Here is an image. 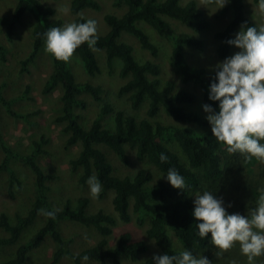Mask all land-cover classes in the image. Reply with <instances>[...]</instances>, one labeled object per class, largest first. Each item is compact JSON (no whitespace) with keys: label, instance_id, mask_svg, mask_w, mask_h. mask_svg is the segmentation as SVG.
Listing matches in <instances>:
<instances>
[{"label":"trees","instance_id":"16d2710c","mask_svg":"<svg viewBox=\"0 0 264 264\" xmlns=\"http://www.w3.org/2000/svg\"><path fill=\"white\" fill-rule=\"evenodd\" d=\"M254 1L259 3V0ZM113 2L116 6L126 4L127 11L121 16L106 14L104 19L109 25L107 33L97 34L99 38L94 47L90 48L85 43L74 53L81 58L86 72L92 76L102 70L97 49L105 51L106 65L110 70H114L116 59L121 60L118 73L127 79L119 86L117 94L126 98L128 108H124L122 104L117 107L107 100L100 84L76 77L68 61L58 60L51 54L53 70L45 81L43 91L52 93L60 87L61 107L57 121L63 124L66 144H80L78 155L70 160L71 170L80 171L79 182L82 185L87 184L90 175H96L103 185L100 198L113 191L115 214L103 208L89 212L90 197L84 195L77 198L75 206L71 198L66 199L61 207L54 206L48 194L51 186L47 181L57 175L46 173L38 162L40 155L48 153L46 145L50 138L43 134L39 140L33 141V153L22 154L6 143L0 121V146L5 153L0 171L9 172L11 189L15 183L20 185L16 171L10 165L11 159L16 158L33 169L37 189L36 201L28 213H17L14 219L7 212H0V229L7 233L0 235V247L17 244L25 230L37 218L40 209H59L55 218L45 216L43 225L31 239L17 245L14 255L0 264H28L31 252L42 247L48 236L57 243V248L45 264H58L64 257H68L72 264H123L125 260L137 262L148 251L145 239L135 238L132 231L123 230L118 234L116 242H111L118 223L130 222L133 214L139 224L148 222L147 234L163 254L171 255L182 250H192L193 254L197 251L210 254L216 250V246L211 243V233L204 239L197 235V221L192 215L194 195L205 189L216 192L223 199L228 195L240 199L246 195L242 204L245 209L247 201L248 206L253 207L259 194L264 192L260 191L261 187L264 188V163L260 164V172H255L254 165L258 160L254 158L247 168L248 161L243 165L238 153L229 154L223 150V146L211 132L207 114L191 109V105L198 99L194 88L199 87L204 101L219 110V102L209 99V85L215 69L209 72L206 66L197 65L190 59V49H205V40L196 34L210 27L208 16L197 1ZM85 8L98 10L101 4L98 0H71L70 9L74 21L83 22L81 18H87L82 14ZM227 8L232 9V19L215 33L218 40L217 56L220 59L234 53L235 46L227 41L235 37L239 28L245 24L246 27L259 25L248 17L245 0H230ZM27 12H31L36 21L32 28V50L22 61L24 69L41 50L44 44L43 33L50 27L63 25V19L56 16L54 6L46 5L41 0H16L10 16L0 18V23L6 26L9 40H13V35ZM168 18L181 22L195 33L175 28ZM140 20L171 43L170 66L181 82L191 84L193 88L181 86L178 79L163 75L162 65L156 60L160 55V46L139 26ZM124 32L134 35L141 47L151 53L152 58L138 59L133 45L121 40ZM6 52V47L0 44L3 59ZM83 94L90 95L101 105L98 117L89 128L83 127L81 115L77 112L78 108L87 107V102L81 97ZM0 103L11 114L23 117L13 110L12 100L5 98L3 86H0ZM107 115L113 117L114 129L105 126L103 120ZM98 144L110 147L124 164L130 163V151H134L139 161L150 164L152 168L144 166L134 175L117 176L112 163ZM161 153L168 156L166 162H161ZM172 167L184 176L185 189L175 188L167 181L166 172ZM157 175L164 177L158 179ZM66 220L97 231L99 238L96 243L78 252L69 249V240L63 235L60 225L61 221ZM85 254L89 256L87 262L81 259ZM153 256L138 264H154ZM220 256L219 264H232L233 260L237 264H249L247 257L241 254L238 243L228 251H223ZM255 264H264V256L257 257Z\"/></svg>","mask_w":264,"mask_h":264},{"label":"rangeland","instance_id":"374dc122","mask_svg":"<svg viewBox=\"0 0 264 264\" xmlns=\"http://www.w3.org/2000/svg\"><path fill=\"white\" fill-rule=\"evenodd\" d=\"M41 1L46 5H51L56 8V16L63 19V25L74 21V15L70 9L71 0ZM98 1L101 4L100 9L85 8L82 14L87 18L95 19L97 21V34L103 35L109 30V25L104 19L105 15L111 13L121 16L127 11L128 6L126 4L116 6L113 0ZM186 1L188 0H181L182 3ZM196 1L198 6L203 9L208 16L210 27L196 34L205 40V49L202 51L190 49V59L197 65L206 66L208 71L212 72L217 63L224 60L217 56L218 40L215 38V33L228 24L232 19L233 13L231 8H227L229 3L223 8L218 9L215 13H212L206 6L200 5L204 0ZM15 3L16 0H0V18L10 16ZM245 3L248 17L259 25L264 24V12L260 11L258 3L254 0H245ZM210 7L213 12L216 10L215 5H210ZM63 9H67V13H65ZM168 20L175 28L181 31L195 33L177 20L171 18H168ZM35 21L36 18L33 14L27 12L21 24L18 25L13 35V40H9L6 34V26L0 23V44L4 45L7 49L5 59L0 55V86H3L5 98L12 100L13 110L23 115V117H17L11 114L7 108L0 103V121L4 139L13 150L19 151L22 154H31L35 149L33 144L34 140H39L43 134L50 138V142L46 145L48 153L40 155L38 157V162L43 166L46 173L57 175L56 178L47 181V184L51 186L48 194L54 206L61 207L68 198L72 199V203L75 206L77 204V198L84 195L90 197L89 212H95L99 208H103L105 211L115 214L112 203L114 192L109 191L103 198H100V195L97 198H93L90 195L88 184L82 185L79 182L80 171L73 172L71 170L70 160L78 155L80 144L67 145L65 133L62 130L63 124L57 121L61 107L60 87L52 93H44L43 91L45 81L53 70V59L50 54L45 51V44H43L35 59L29 62L25 69L23 67L22 61L28 57L32 50V28ZM138 24L144 28L160 46V55L156 60L162 65L163 75L178 79V84L181 86L193 88L191 84L187 85L181 82L170 66L171 43L166 38L159 35L157 31L146 22L140 20ZM240 30L241 28H239L238 31ZM121 40L133 45L134 52L138 59L145 60L147 58H152L151 53L141 47L138 39L134 35L124 32ZM238 50L239 49L235 46L234 53ZM96 54L102 70L94 76L86 72L81 58L76 53L73 54L68 62L75 72L76 77L86 82L100 84L104 89L103 95L107 100L113 102L117 107L122 104L124 108H128L126 98L120 97L117 94L119 86L124 84L127 79L121 77L118 73L122 64L121 60L116 59L113 64L114 70H110L106 65L105 51L103 49H97ZM194 90L197 93L198 99L195 104L191 105V109L206 113L203 109V105L206 102L202 97L201 89L195 87ZM81 97L87 102V107L85 109L78 108L77 112L81 115L80 122L83 127L89 128L94 119L98 117L101 105L94 101L88 94H83ZM142 114L143 113H141V115ZM103 122L106 127L114 129V120L111 115H107ZM97 146L107 155L108 160L114 167V174L117 176L125 177L134 175L144 166L151 167L150 164L139 161L134 151H130V163L124 164L110 147L105 144H98ZM222 148L226 151L225 146ZM237 153L243 165L248 161L247 168H249L251 166L250 162L254 161V158L248 160L239 152ZM4 157L5 153L0 146V163L3 161ZM263 163L264 160H258L254 165V171L260 172L258 169L260 168V164ZM10 165L16 171L21 184L15 183L11 189L9 172L5 170L0 171V212L5 211L15 219L17 213H28L33 208L36 201L37 189L35 185V173L29 165L16 158L11 159ZM160 176L161 175H157V178L159 179ZM262 190L264 191L263 187L260 188V191ZM246 198V195L241 199L238 197L233 198L228 195L224 201L225 206L231 205L227 209L229 213L239 212L247 215V209L251 208L248 206L249 202L247 201L245 203V209L242 207L243 201H245ZM44 220L45 216L39 212L37 218L25 230L17 244L1 246L0 263L14 255L17 245L30 240L36 231L43 225ZM60 225L63 235L69 240L68 248L75 252L94 245L99 238L97 231L92 228H87L75 221H61ZM148 227V222L139 224L135 214H133L130 222H119L115 227V234L111 239L112 243L116 242L118 234L123 230L132 231L135 238L145 239L148 243V251L142 254L137 262L125 260L123 264H138L149 256L163 254L155 241L148 236ZM0 235H7V233L0 229ZM175 241L177 242L176 239ZM56 248L57 243L48 236L42 247L31 252L29 258L30 262L28 264H45L52 257ZM215 249V251L210 254L203 251H197L195 254L207 256L208 259L212 261V264H219L218 260L221 259V256L219 255L216 257V251L218 249L216 247ZM224 258L222 259L223 262ZM58 264H72V262L68 257H64ZM94 264L100 263L95 262Z\"/></svg>","mask_w":264,"mask_h":264},{"label":"clouds","instance_id":"9594fccd","mask_svg":"<svg viewBox=\"0 0 264 264\" xmlns=\"http://www.w3.org/2000/svg\"><path fill=\"white\" fill-rule=\"evenodd\" d=\"M230 0H204L212 13L223 8ZM210 5H215L213 12ZM258 7L264 12V0ZM67 13V9H63ZM83 22H70L62 26L50 27L44 36L45 51L58 60L68 61L74 52L87 43L90 48L98 40L97 21L81 18ZM241 27L234 38L227 41L239 50L225 57L215 66V74L209 85V99L218 101V108L205 103L206 119L215 139L226 146L228 153H237L245 159L264 160V24ZM161 162L168 156L160 154ZM167 181L175 188L185 189L186 181L174 167L166 172ZM164 177V175L160 176ZM159 177V178H160ZM90 195L97 198L103 185L96 175L87 180ZM192 215L196 218L197 235L204 239L211 233V243L216 246L219 256L223 251L239 244L240 252L255 264L257 257L264 256V192H261L247 215L229 213L231 205L225 206L222 197L216 192L203 190L194 195ZM44 216L55 218L59 209H40ZM83 262L88 255L81 257ZM154 264H212L207 256L193 254L192 250H182L174 254H154ZM232 264H237L233 260Z\"/></svg>","mask_w":264,"mask_h":264}]
</instances>
